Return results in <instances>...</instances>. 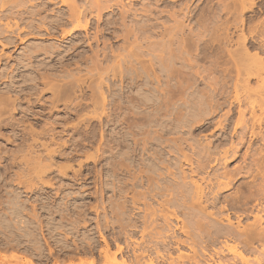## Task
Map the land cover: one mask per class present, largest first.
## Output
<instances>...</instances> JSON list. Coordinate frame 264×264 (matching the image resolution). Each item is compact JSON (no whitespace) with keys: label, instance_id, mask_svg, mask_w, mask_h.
Returning a JSON list of instances; mask_svg holds the SVG:
<instances>
[{"label":"bare ground","instance_id":"obj_1","mask_svg":"<svg viewBox=\"0 0 264 264\" xmlns=\"http://www.w3.org/2000/svg\"><path fill=\"white\" fill-rule=\"evenodd\" d=\"M33 1L0 0V78L10 82L0 92V137L9 128L6 143L19 141L11 150L0 142V165L7 158L6 167L20 169L0 168V264H264V0H220L230 20L211 26L209 18L195 20L211 30L213 48L208 40L199 45L201 29L184 32L196 0L177 3L173 26L149 42L142 41L148 24L126 23L135 12L126 0ZM115 7L119 21L101 27L104 12ZM120 26L122 43L106 40V31L116 36ZM197 45L214 52L216 75L215 66L193 70ZM111 77L125 82L113 97L102 90ZM89 105L103 127L119 126L114 135L104 137L100 128V137L61 138L67 126L78 131L66 121L73 114L83 121ZM59 111L64 115L54 116ZM208 129L218 131L216 142L199 138ZM78 152L84 159L77 162ZM238 156L241 162L229 168ZM53 168L68 187L62 197L75 195L52 206L43 198L45 221L11 183L52 185L43 175ZM82 169L88 177L76 186ZM236 175L250 182L223 195ZM45 225L55 232L52 242L39 236ZM78 233L86 244H71Z\"/></svg>","mask_w":264,"mask_h":264},{"label":"rangeland","instance_id":"obj_2","mask_svg":"<svg viewBox=\"0 0 264 264\" xmlns=\"http://www.w3.org/2000/svg\"><path fill=\"white\" fill-rule=\"evenodd\" d=\"M35 1V3L36 2H39L40 0H34ZM33 1V2H34ZM183 0H175V1H173V0H126L125 1V4L126 3H128V5L129 4H132V6L130 5V7L131 8H133V9H135V12H133L132 11V13L130 12V13H128V17L126 18V23L128 24L129 23V21H130V19H131V24H133V23H135V24H138V23H141V24H143L144 23V26H146L145 25V23L146 24H148L147 26H146V28H145V33H146V37H144L145 35H143V39H142V41L144 40V38H145V41L148 39H150V41L151 40H155V41H157V40H161L162 38H160V33L163 31V28H164V25L165 26H173V22H174V20H173V18H171L170 17V12L173 10V11H177L176 9H178V10H180L179 8H181L182 6H183V2H182ZM212 1V2H211ZM227 1V0H226ZM225 1V2H226ZM123 2H124V0H123ZM176 2V3H175ZM218 2V3H217ZM220 0H196L194 3H193V5L194 6H192V7H194V17L192 18V19H190L191 21H189L188 22V20L186 21H183V24H184V22H186L187 23V26H185V28H184V32H185V34H187V31L189 30V28H191V27H195V30H199V29H201L202 31V33H201V39H200V41H198V43H200L199 45H204V44H207V42H208V44H207V46H209V47H211V48H213V47H215L214 45L216 44V43H214V42H210V37L209 36H211L210 34V32H211V30L210 29H206L207 30V32L205 31V30H203V25L204 24H202L201 22L204 20V23H206L208 20V18H209V21L207 22V24H209V26H211V25H214L215 23L216 24H219L220 22H221V24H222V22H225V20H226V16L228 17L227 19H229L230 20V17H231V15H229V11H228V9H224L223 8V6L225 7V5L223 4V6L221 5L222 3H224V2H220ZM134 3V4H133ZM177 3L178 4H180V6L179 5H177ZM173 4H175V5H173ZM217 4H218V6H220V7H218L217 6ZM220 4V5H219ZM28 5V4H27ZM26 5V6H27ZM145 5V6H144ZM198 5V6H197ZM29 6V5H28ZM27 6V7H28ZM140 6V7H139ZM151 6V7H150ZM214 6V7H213ZM27 7H25V9L27 8ZM54 6H52L51 5V8H53ZM125 7H127V6H125ZM144 7H148L147 9H144ZM116 8V7H115ZM110 9V11L108 10V11H106V12H104V14H103V22L101 23V27H102V25L104 24V20H108V21H114L115 19V21L116 22H118L119 21V19H120V13H121V8L120 7H117L116 9ZM137 8V9H136ZM144 10H147V11H144ZM150 8V9H149ZM149 9V10H148ZM224 9V10H223ZM120 10V11H119ZM196 10V11H195ZM213 10V11H212ZM165 11V12H164ZM167 11H169L168 13H167ZM172 11V12H173ZM138 14H137V13ZM179 12V11H178ZM181 12V11H180ZM177 13V12H176ZM169 14V15H168ZM181 14V13H180ZM196 14V15H195ZM207 14V15H206ZM250 14V12L249 11H247V12H245V15H249ZM168 15V16H167ZM177 15H179V13L178 14H176V16ZM262 16L264 17V14H262ZM171 19H170V18ZM207 17V18H206ZM212 17V18H211ZM215 17H216V19H215ZM177 18L179 19V18H181V16H177ZM204 18V19H203ZM206 18V19H205ZM222 18H224V19H221ZM111 19V20H110ZM117 19H118V21H117ZM215 19V20H214ZM173 20V21H172ZM195 20H199V21H201L200 23H199V21H197V22H194ZM207 20V21H206ZM206 21V22H205ZM219 21V23H217ZM107 22V21H106ZM105 22V23H106ZM133 22V23H132ZM186 23L184 24V25H186ZM212 23V24H211ZM131 24H128L129 26L131 25ZM135 24H133V26L135 25ZM189 24H192V25H190L189 26ZM200 24V25H199ZM127 25V26H128ZM196 25V26H195ZM202 25V26H201ZM220 25V24H219ZM132 26V25H131ZM154 26V27H153ZM200 26V27H199ZM122 29H116L115 30V34H116V36L113 34V33H111L110 31H112V30H114V29H110V30H107L106 31V33H105V35H104V37H107L106 38V40H108L109 42H111V41H117L118 43H122L121 42V40H122V38H120V37H117V35L118 34H121V32L123 33L124 31H123V27L122 26H120ZM149 27H151L150 28V32L152 33H148L149 32ZM152 27H153V32L151 31L152 30ZM161 27V28H160ZM189 27V28H188ZM198 27V28H197ZM170 28V27H169ZM186 28H188V29H186ZM197 28V29H196ZM176 29V28H175ZM192 29H194V28H192ZM191 29V30H192ZM120 30H122L121 32H120ZM148 30V31H147ZM159 30H161V31H159ZM195 30H193L194 32H195ZM232 30V29H231ZM157 31V32H156ZM158 31L160 32V33H158ZM174 31H176V30H174ZM155 32H156V34H155ZM206 32V33H205ZM109 33H111V34H109ZM144 33V34H145ZM147 33H148V36L150 37V35H155V36H153V37H148L147 36ZM154 33V34H153ZM198 33H200V31L198 32ZM210 33V34H209ZM109 34V35H108ZM178 34V33H177ZM176 34V35H177ZM206 34V35H205ZM108 35V36H107ZM209 35V36H208ZM110 36V37H109ZM113 36V37H112ZM158 36V37H157ZM162 37V36H161ZM174 38H175V36H173ZM176 37H178V38H180V34H178V36H176ZM132 38V36L130 37V40H132L131 39ZM109 39H111V40H109ZM116 39V40H115ZM208 39H210V40H208ZM34 39H29L28 41H33ZM147 40V41H148ZM201 40H202V42H201ZM205 40V41H204ZM208 40V41H207ZM35 41H40V40H35ZM50 41V40H49ZM49 41H46V42H49ZM107 41V42H108ZM145 41H143V42H145ZM146 41V42H147ZM165 41V40H164ZM203 41H204V43H203ZM108 42V43H109ZM149 42V41H148ZM177 42H175L174 44H176ZM211 43V44H210ZM67 44V43H66ZM214 44V45H213ZM25 44H20L19 45V47L17 48V50L16 51H20L21 50V47L22 46H24ZM68 45H72V43L70 42ZM198 46V45H197ZM213 46V47H212ZM174 47V46H173ZM175 47H176V45H175ZM174 47V48H175ZM199 47V46H198ZM197 47V48H198ZM203 49V47H199L198 48V50H202ZM198 50H193V51H196L195 53H199V51ZM6 51V53H13L14 52V50L13 49H6L5 50ZM214 51V50H213ZM196 54V55H194V53H192V56L194 55V58L193 59H195L196 60V62H194V63H196V64H194L193 63V70H195L196 69V67H198L199 68V70H198V68H197V70L198 71H201L200 69H202V70H204V68L205 67H207L208 66V71H211L213 68H215L216 66L214 65L215 63L214 62H212V59H214V58H212L211 57V55L214 57V55H213V53H210L209 55L208 54H206V53H204L203 52V50L202 51H200V55L199 54ZM201 53H204V54H201ZM13 54H15V53H13ZM199 55V56H198ZM205 56V57H202V56ZM206 55H208V56H210V57H207ZM198 56V57H197ZM38 57H41V55H38ZM195 57H197V58H195ZM72 58H74V59H77L75 56H73ZM207 58V59H206ZM198 60V61H197ZM208 60H211V62L210 61H208ZM180 61H182L181 59H180ZM182 62H179V59L177 60V62H176V64H178V65H176V66H179L180 64H181ZM198 63V64H197ZM208 63H210L209 65H211V64H213L211 67L208 65ZM206 65V66H205ZM213 66H215V67H213ZM2 67H4V64L3 63H1V65H0V72H2L1 70L3 69ZM203 67V68H202ZM215 69H217V70H214V72L213 73H215V75L218 73H216L215 71H218L219 69L221 70V68L219 67V66H217ZM219 70V71H220ZM9 71V70H8ZM7 71V72H8ZM205 71H207V68H205ZM10 72V71H9ZM202 72H204V71H201V73ZM212 72V71H211ZM83 73V72H82ZM205 73H207V72H205ZM220 73V72H219ZM202 74H204V73H202ZM11 75V74H10ZM107 77V76H106ZM7 77H2V78H0V92H2V91H5V88L7 87V84H9L10 82H8L9 80H8V78L6 79ZM10 79V78H9ZM95 81H94V83H98V79L96 80L95 78H93ZM92 79V80H93ZM254 78L253 77H251L250 78V84L253 86V85H255V82H254ZM88 83L90 82V80H88L87 81ZM88 83H86V84H88ZM107 83H108V85H109V87L107 86V88H106V86H102L103 88H102V90H105V91H107V93H108V95L110 94V96L111 95H113V94H115V93H118L119 91H120V88H121V86L122 85H124V81L123 82H120V80H119V78H117V77H111V78H109V80H107ZM96 85V84H95ZM5 86V87H4ZM232 87V84L231 85H229V88H231ZM1 94V93H0ZM13 97H18V95H12ZM46 96H49V94H47ZM20 97L22 98L23 97V95H20ZM109 97V96H108ZM111 97H113V96H111ZM20 98V100L21 101H25V100H23V99H21ZM110 98V97H109ZM108 98V100H109V103L107 102L106 104L108 105L107 107H111V103H112V100L110 101V99ZM74 100V99H73ZM70 102V101H69ZM64 104V101H61V103H59V109H62L63 108V104ZM92 109H93V107L91 106V105H89L88 107H87V109H85V111H83V112H85V115H86V118L83 120V121H81V120H79V119H81V118H78L77 117V115L76 114H73V116H72V118H70V119H68L66 122H67V124L69 125V124H76V126H77V129H78V131L77 132H73L72 131V129L70 130V126H67L68 128H65L64 129V131L62 130V132H64V134L62 133H60L61 135H59V136H61V138H63V139H66V138H69V137H79V134L80 133H86V132H88V136H89V132L90 133H94L95 134V137H100V132H99V130H100V128H101V132H103L104 134V137H111V135H114V133H113V130L114 131H116V130H118L119 129V126L117 127V126H110V125H107L106 123H105V121L103 122V124H104V127H103V125L102 124H100L99 123V121L97 120V119H95L94 118V116L91 114V111H92ZM227 109V107L226 106H224L223 107V109H221L220 111H219V114H222L221 112H223L224 110H226ZM88 114V115H87ZM90 114V115H89ZM21 115V112H18V113H16L15 114V116L18 118L19 116ZM55 115H57V116H59V117H61V116H63L64 115V112L63 111H59L58 113L57 112H54V116ZM88 117V118H87ZM218 117V115L216 116V118ZM235 118H236V114L234 113L233 114V116H232V119H231V124L234 122V120H235ZM81 121V122H80ZM79 122V123H78ZM39 123V124H38ZM41 124H43V121L42 120H40L39 122H37V125H34L35 126V128H37L36 130H38V128H40V126H41ZM39 126V127H38ZM22 127V126H21ZM99 129V130H98ZM57 130H61V128L60 127H57ZM67 130V131H66ZM8 131H10V129L9 128H6V130H5V132H4V134H6L5 136H3V137H0V142L2 143V144H5V146H6V148H7V150H11V149H14L15 147H16V143L17 142H19L18 140H16L15 142H13V143H11L10 141H7V143H6V137H7V133H8ZM111 131V132H110ZM181 131H185L184 129H181ZM209 132V129L208 130H205V131H202V132H200V133H198V135L200 136L199 138H201L202 140H206V139H210V140H214V142H216L215 141V139L216 138H219V137H215L216 135L215 134H218V131H214V134H207ZM111 133V134H110ZM109 134V135H108ZM182 135V136H184V134L185 133H178V134H174V136H179V135ZM205 134V135H204ZM59 136H56V137H59ZM173 136V135H172ZM83 137V136H82ZM209 137V138H208ZM215 138V139H214ZM14 147V148H13ZM245 147H246V145L245 146H243V147H241V149H240V151H239V153H240V156L242 155V153L244 152V150H245ZM11 148V149H10ZM87 150H89L90 152L93 150L92 148H88ZM43 151V150H42ZM88 151V152H89ZM240 156H238V157H236L233 161H231V163H229V168H233V167H235V166H237L240 162H241V158H240ZM78 159L79 160H82V159H84V157L83 156H78ZM3 161H5V160H7V158H4V159H2ZM19 160V159H18ZM47 161V160H46ZM3 163V162H2ZM236 164V165H235ZM25 165V164H24ZM78 167V166H77ZM13 170H17V168H14ZM53 170H54V168H53ZM51 171H52V169H51ZM48 173V172H47ZM46 173V174H47ZM236 177L237 178H235L234 179V183H233V186L231 187V188H229V189H226L225 191H223V195H226V196H229V195H231V194H233V193H235L236 192V190H241V191H243L244 190V186H245V184L247 183V182H250V177L248 178L247 176H240V175H236ZM252 221V217H247V218H244L243 220H242V222H244V223H241V224H246V223H250ZM184 250H187L186 248H184Z\"/></svg>","mask_w":264,"mask_h":264},{"label":"flooded vegetation","instance_id":"obj_3","mask_svg":"<svg viewBox=\"0 0 264 264\" xmlns=\"http://www.w3.org/2000/svg\"><path fill=\"white\" fill-rule=\"evenodd\" d=\"M78 154L79 155H77V158H76V160H77V162L79 161V159H78V156H80V153L78 152ZM76 160H74V164H75V168H77V162H75ZM5 162V163H4ZM6 162H7V160H5V161H3V163L4 164H6ZM3 163H1V165H0V168L1 169H5V168H7V169H10V171L12 172V173H15V172H17V171H19V170H13L14 168H16L17 166H15V165H12V169L10 168L11 166H9V167H6ZM83 170V169H82ZM15 171V172H14ZM54 173H56V171L54 172V170H52L51 172L49 171L47 174H44L43 175V177L44 178H48V179H50V178H53L52 179V185H44V184H37L36 186V188L35 187H33L32 189H25L24 187H23V185H21V184H19L17 181H14V182H12L11 183V185L13 186V187H15L17 190H19L20 191V194H21V199H26L27 201H28V203H29V205L31 204H34V205H37L36 206V210H40V212L39 211H36V213L41 217V219H43V220H45L46 219V212L44 211V208L42 207V199L43 198H47V201H49V203H50V205L52 206V204H54L55 202H56V200H57V198L59 199H62V201L65 203L67 200V202H71L72 201V198H73V196L75 195H73L72 194V196H67L66 198L65 197H62L63 195H64V193L65 194H67V193H69L67 190H68V187H65V185H63V183H61L60 181H57L56 180V177L58 176L57 175V173L56 174H54ZM71 173H69V175H70ZM48 175V176H47ZM57 175V176H56ZM9 176V177H8ZM13 176V175H12ZM82 176V177H81ZM7 177L8 178H11V175H9V172H8V175H7ZM88 176L85 174V171L83 170V172H82V175H78V177H77V179H76V181H75V185L76 186H79V185H81V184H83V182H85L86 181V178H87ZM54 178H55V180H54ZM85 179V181H83ZM68 180V179H67ZM68 181H70V180H68ZM71 181H73V178L71 179ZM87 182H88V179H87ZM59 183V184H58ZM55 184V185H54ZM57 184H58V186H57ZM60 188H62V189H60ZM57 189H59V190H57ZM86 189V188H85ZM85 189H84V187H81V192H83V191H85ZM26 190V191H25ZM18 191V192H19ZM59 191V192H58ZM65 191V192H64ZM23 193V194H22ZM57 193V194H56ZM84 194H86V192H84ZM47 195V196H46ZM51 196V197H50ZM61 196V197H60ZM38 199V200H37ZM53 199V200H52ZM33 200V201H32ZM65 200V201H64ZM35 201V202H34ZM39 202V203H38ZM55 205V204H54ZM42 215V216H41ZM46 221V220H45ZM47 225H45V228L42 230V232H40V234H39V236L41 237L42 235H43V238L46 240V241H48V242H52V240H53V237H54V231H52V230H49L47 227H46ZM45 230V231H44ZM48 230V231H47ZM45 232V233H44ZM80 233H82V232H80ZM80 233H78L76 236H74V237H71L70 238V242H71V244L73 245V241H76V242H78V244H86V240L80 235ZM45 234V235H44ZM45 236V237H44ZM51 239V241H49ZM43 243H44V241H43ZM1 251L3 250V249H0ZM11 250H7L6 251V254H9V252H10ZM22 251V249H20V251H18L19 253ZM2 252H5V250L4 251H2Z\"/></svg>","mask_w":264,"mask_h":264}]
</instances>
